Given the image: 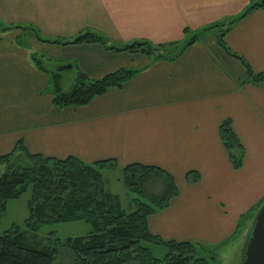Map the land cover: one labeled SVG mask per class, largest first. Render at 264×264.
<instances>
[{
  "label": "crops",
  "instance_id": "1",
  "mask_svg": "<svg viewBox=\"0 0 264 264\" xmlns=\"http://www.w3.org/2000/svg\"><path fill=\"white\" fill-rule=\"evenodd\" d=\"M249 4L0 0V156L21 141L29 153L45 157L73 156L85 163L113 159L116 167L102 170L103 178L117 173L121 181L125 165L160 167L173 177L178 194L148 216L149 232L216 253L231 241L238 246L244 239L239 219L264 201V81H245L240 60L223 51L216 37L226 29L229 52L254 73H264V7L228 27ZM215 24L220 26L200 33ZM85 32L116 47L142 41L179 45L198 35L167 60L100 43H66ZM40 52L90 79L120 69L133 74L85 105L56 108L50 74L35 60ZM226 119L244 149L239 169L231 166L220 141L219 126ZM189 171L199 174L196 182L186 181Z\"/></svg>",
  "mask_w": 264,
  "mask_h": 264
},
{
  "label": "trees",
  "instance_id": "2",
  "mask_svg": "<svg viewBox=\"0 0 264 264\" xmlns=\"http://www.w3.org/2000/svg\"><path fill=\"white\" fill-rule=\"evenodd\" d=\"M260 7H264V0H250L246 10L230 20L228 27ZM218 26L207 27L200 33ZM1 28L7 30L9 27ZM226 31L223 30L216 37L219 47L240 60L245 70V81L253 84L263 82L264 73H254L241 57L229 52L223 41ZM197 35L179 45L153 46L142 41L116 47L107 45V39L99 34L85 32L66 43H100L109 50L136 51L171 60L190 45ZM47 72L51 80L52 103L56 108L85 105L107 89L120 87L133 74L131 70L120 69L99 79H90L76 69L74 83L69 89L63 90L60 73L54 69ZM219 137L231 166L239 169L243 163L244 149L229 119L220 124ZM0 166L4 167L0 173V219L5 213L6 202L18 199L30 187L28 213L23 222L26 231L36 234L48 224L77 221L90 227L87 235L68 237L50 249L36 248L27 242L18 226L10 227L0 232V264H53L61 251L68 253V264H211L217 256L215 251H209L213 255L200 257L197 254L202 249L200 246L190 242L165 241L149 232L148 216L165 208L178 194L173 177L160 167L139 163L122 167L123 184L135 195V209L126 212L120 207L118 197L105 188L102 170L114 169L116 162L113 159L85 163L73 156L64 159L45 157L29 153L23 143L18 141L12 151L0 156ZM185 179L187 182H196L199 174L189 171ZM256 209L249 215L241 216L237 228L245 225L250 218L253 219ZM143 244L164 247V257L154 258Z\"/></svg>",
  "mask_w": 264,
  "mask_h": 264
},
{
  "label": "rangeland",
  "instance_id": "3",
  "mask_svg": "<svg viewBox=\"0 0 264 264\" xmlns=\"http://www.w3.org/2000/svg\"><path fill=\"white\" fill-rule=\"evenodd\" d=\"M23 40L22 37H19L18 41L21 43ZM45 53L40 52L35 54L36 62L42 66L45 70L51 71L54 69L56 64L60 61L57 59H49L45 58ZM62 78V88L63 90H67L70 86L74 83L75 76H76V69L72 68L69 70H64L59 72ZM4 170L3 166H0V173ZM104 182L107 185V190L115 192L119 196V201L121 207L126 212H132L135 209V202L131 198L135 195L132 194L122 183L121 176L118 182L117 178L119 176L117 173H104ZM118 182V183H117ZM30 196V187L26 189V191L21 194L18 199L8 200L6 202L5 213L0 219V232H3L10 227L18 226L20 230L24 233L25 239L28 243L35 246L36 248H45L50 249L53 246H56L59 241H62L66 238L72 237H79L85 236L89 233L90 227L89 225L85 224L84 222H64V223H57V224H48L41 228V230L36 233H30L25 230L23 222L27 217V201ZM260 207V206H259ZM258 209V208H257ZM256 209V211H257ZM255 211V213H256ZM254 213V215H255ZM250 218L246 224L244 225V233L243 238L246 235V230L251 222ZM246 231V232H245ZM241 237V233L240 236ZM242 239V238H241ZM145 247H148L151 255L156 259H162L165 255V248L159 245H152V244H143ZM242 243L238 246L234 242H229L224 247H219L217 250V256L213 258L210 262L211 264H239L238 261V253L240 251ZM214 250L212 249H200L197 251L198 256L208 258L209 254ZM216 252V250H215ZM70 263L69 255L67 252L61 251L57 256L56 260L53 264H68Z\"/></svg>",
  "mask_w": 264,
  "mask_h": 264
},
{
  "label": "water",
  "instance_id": "4",
  "mask_svg": "<svg viewBox=\"0 0 264 264\" xmlns=\"http://www.w3.org/2000/svg\"><path fill=\"white\" fill-rule=\"evenodd\" d=\"M70 68V64L56 65L54 70L60 72ZM238 258L239 264H264V202L249 224Z\"/></svg>",
  "mask_w": 264,
  "mask_h": 264
}]
</instances>
